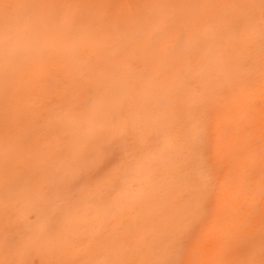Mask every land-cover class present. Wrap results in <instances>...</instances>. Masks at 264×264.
I'll list each match as a JSON object with an SVG mask.
<instances>
[{"label":"rangeland","instance_id":"obj_1","mask_svg":"<svg viewBox=\"0 0 264 264\" xmlns=\"http://www.w3.org/2000/svg\"><path fill=\"white\" fill-rule=\"evenodd\" d=\"M4 2L66 5L69 7L44 9L41 12V23L38 25L26 24L28 29L29 26L31 28L29 29L31 37L39 39L40 30L45 29L46 31L45 27L47 26L51 28L49 32L47 31L48 37H51L54 33V38L58 35L61 37L60 35L65 36L67 34L68 41H66L67 47L59 52L55 50L56 47L51 49V44L47 46L50 50L49 61L51 64L56 63L58 60L65 63L59 69L61 72L58 70L57 73L50 76L49 82L52 85V90L51 93L48 92L43 98L47 101L44 100V102L50 105L49 100H52V103H57L52 104V108L46 103L43 104V101L41 103L34 102L38 107L43 105L39 107L40 109L38 108L37 112H30V110L27 113L20 110L17 111V115L20 118L17 121L19 124L15 125L17 132L14 130L16 134L14 132L11 133V131V134L6 133L7 135H5L2 143L3 149L0 147V173L7 177L8 187L17 186L14 188L16 190L15 193H12L10 198L11 201L20 200V203H14L16 208L13 206L14 211L11 210L14 213L8 215L3 224H1L2 227L0 226V261L24 260L26 264H71L73 261L76 263L78 261L77 264H82L83 261L91 260L89 258L83 259L84 256H82L83 254L80 250L85 247L86 252L87 248H94L97 250L98 255H100L99 253L106 255L105 257L101 254V256H98V260H103L104 258L112 259V254L115 250L118 252L120 249H123L121 254H124L122 256L129 255V259H131V256H135L130 252L134 246H137V249H135L137 250V255H145V259L147 255L148 260L151 259L158 262V264H168L173 261L177 264H186V262L191 264V257L192 261L195 259V262H192L193 264H245L250 259H255L259 262L264 258L262 257V252H264V133L262 132H264V129L259 128V124H262L260 107L263 106L261 104H264L262 103L264 101L262 100L261 104L257 103V98L259 100V98L262 99L261 95L262 97L264 96V91L262 92L261 90L264 86V79L262 78L264 75L260 72L261 68L258 69L260 65H257L258 62H256L264 56V51H262L260 38L259 8L250 10L243 7L248 4L259 5V0H0V3ZM250 15L253 16L252 23H249L248 20ZM109 21H118L120 26L118 28H110L108 26ZM34 43L41 44L42 41ZM78 52L81 53L77 54ZM89 54L90 56H88ZM62 56L64 57L61 58ZM239 58L241 61L236 67L237 62H239L236 60H239ZM263 59L260 62H263ZM262 62L261 65L264 63ZM253 70H257L258 73L256 71L253 73ZM192 73L194 74L192 75ZM254 74L256 75L255 78L253 77ZM242 77H246V79L243 80ZM235 82L239 83L241 90H239ZM258 82L259 84L257 85ZM256 85L260 86L259 90H257L259 87L257 88ZM69 86L70 91L68 90ZM162 86H164V89L167 87L170 92L167 88L164 90ZM222 86H225L226 90H223ZM244 86L248 89L245 92H243ZM83 88L85 89L83 90ZM0 89L1 105L5 94L3 92L5 91L4 86H0ZM260 90L261 92H259ZM251 92L252 96L250 95ZM258 92L260 94L256 96L255 93ZM80 93H84V95L82 96ZM221 93H224L225 96ZM77 95H81L82 98H80L82 100L79 99L82 103L81 101L78 102ZM66 98L65 104L64 100ZM18 101L21 102L22 99L19 98ZM223 101L224 103H222ZM68 103L74 106L73 108L71 107L72 110L74 109L73 111L76 109L73 119L77 122H72L71 117V119L67 118L70 116ZM80 103L82 104L81 108L79 106ZM45 105L49 106V108H45ZM102 107H105L103 109L105 111L101 109ZM44 108L46 109V112L44 111L46 115L42 111ZM53 109L54 111H52ZM64 109L66 111H63ZM161 111L164 113L162 114ZM57 112L59 114L63 113L60 116ZM101 112H106L114 118L111 122L112 126L110 125L106 133V140L112 143V147L108 150L98 148L95 151H80L79 148L83 139L80 140L79 136L80 138L86 137L89 128L91 129L94 126L92 124H95L94 121H96L95 119ZM156 112H160L162 115L156 114ZM4 113L6 121L9 122L8 113ZM30 113L33 114L29 115ZM80 113L83 114V117ZM65 115L67 117H64ZM147 115L149 116L148 118ZM152 115L155 118L150 117ZM159 115L162 117L159 118ZM163 115L168 117L164 119ZM55 116H60L61 120ZM49 117L51 118L49 119ZM62 118L63 120L66 119V127ZM149 118H151L150 121L153 120L151 123ZM121 121H126L127 123V128L123 135H121ZM1 122V127L7 126ZM86 122L87 124H85ZM89 123L90 125L87 126ZM158 124L163 126L165 131L162 130L161 126L158 128ZM49 125L52 127L50 126V128ZM63 126L65 130L62 128ZM156 128L161 130L156 131ZM171 128L172 130L174 129L172 135L170 134L172 132ZM58 129H60L61 133ZM80 129L83 130L81 131ZM58 132L63 136L61 143L59 142L61 147L57 145L59 149L56 148L53 151L56 146L54 148L53 145L50 146L52 142L49 143V141L51 137H54L53 134ZM63 132L66 134L62 135ZM46 135L48 136L47 139ZM65 135L67 136L65 137ZM113 137L117 138L113 140ZM152 137H154L153 141L151 140ZM39 138L40 141H38ZM169 138L172 139L171 143L174 149L170 147V142L168 144ZM166 139L168 140L166 141ZM73 146L79 147H76L79 153ZM33 149H35L36 153ZM30 150L33 153L28 152ZM37 155L38 157L41 155L39 159L42 156L45 159L42 158V160L37 161ZM76 155L77 158H75ZM140 155L142 157H136ZM143 155H145L144 158ZM148 156H154V158ZM145 157L152 159L150 162L146 160V162L150 163V167L147 166L149 164L145 163ZM130 159H133L130 164L125 163ZM43 160L44 163L41 162ZM61 160L63 161L61 162ZM143 160L147 165H143ZM72 161L74 162L72 163ZM155 161L161 165L154 164ZM19 162L20 164L25 163L23 164L26 165L25 167H35L37 165L43 168L45 172L49 171V174L48 172L45 174L49 178L43 179V185H46L43 188L46 189L47 193L43 192V188V190H40L41 187L38 188L40 193L37 192V189L34 191L35 188L33 186L28 187L26 177H24L27 171L24 168V172L21 167L20 170L17 169ZM151 162L153 163L151 164ZM38 163H43V165L39 166ZM62 163L67 166L71 165L68 168L64 165L63 168L65 167V169H62V167L59 168ZM7 164L10 166H7ZM23 165L21 166L23 167ZM56 167H58L57 170ZM134 167L138 169L139 173ZM142 168L146 169L147 172L145 170L140 172L143 170ZM116 169H119L118 186L113 187L104 183L105 178ZM27 170L29 169L27 168ZM172 172L174 174L177 172L178 178L176 175L172 176ZM135 174L140 175L138 179ZM141 175H143L145 183L143 178H140L142 177ZM14 176H17V183L14 181ZM145 177H149V181ZM171 177H176L173 179H177V183H179L178 179L180 180L181 178L182 182L180 180L179 185L173 182L175 186L173 185L172 187V183H170L172 181ZM143 184L147 185L145 189L153 197L155 196V199L152 197L148 202V197L143 193L145 190H142ZM139 187L141 190H139ZM175 187L176 189H174ZM132 189H136V191ZM184 189L186 190L184 191ZM188 189L192 190L190 194ZM228 189L229 191L227 192ZM255 189L257 193L255 192L254 194L253 191ZM239 190H241L243 195L248 193L247 190H251L252 193H248L251 196L248 197L247 194V204L245 201L247 197L245 198ZM30 192L32 195H30ZM41 192H43L42 195ZM135 192L139 193L141 204L137 202L139 197L135 198V195L138 196ZM191 192H197L198 196L195 193L194 195L191 194ZM26 193L28 194L26 195ZM239 193L245 198L243 199L245 205H242L241 200H238L241 205L236 201L239 199ZM121 194L124 195L123 197L127 201H130L131 204L125 203L127 201L122 197L124 204L128 205V208H138L136 205L140 204L141 208H143L142 215L137 211V219L133 218L130 214L133 209L131 208L130 210V208L127 209L126 207V210L123 208L125 206H122L124 204L122 198L120 199ZM131 194H135L133 195L134 199L130 198ZM230 196L232 197L230 198ZM26 198L32 200L35 198L38 201L33 202L31 200V203H27ZM233 200L237 203H233ZM25 202L27 203V208L24 206ZM18 203L22 204L24 208L17 206ZM35 203H39V206H36ZM187 207L190 212L185 209ZM207 207L209 208L208 210ZM242 207L245 209L242 210ZM134 210L133 212L136 213ZM182 210L183 212L184 210L186 211L188 222H185V216L183 217L185 212L183 213ZM218 211H222V213H225L224 216H228H226L228 222L222 221V225L231 222L228 219L229 216L233 217L239 214L243 217L242 220L246 216L247 218L243 222H245V228L247 229L238 231L237 228V230L232 229L233 232H231V225L236 223L232 219L241 220V217L240 219L237 216V219L233 217L231 219L233 223L229 225L230 228L228 229H230L229 233L231 235H235V238H232L229 233L225 234L226 232L224 231L218 232L226 236L224 239L220 234L215 233V236L210 234L208 237L214 236L216 238L211 237L210 239L207 237V244H211V248V246L206 245V237L203 238L202 236L198 239V234L201 236L199 231L205 228V225L202 228L203 223L201 220L204 219V224L210 220L213 225L214 218L210 219V217L217 215ZM36 212L38 216H36ZM119 212L120 214L127 212L132 217L124 214L123 216L127 218L122 219L121 214V218H119L121 222L123 220L121 223L119 222L120 220H117ZM94 214L95 216H91ZM98 214H101L100 217ZM175 215L176 218H174ZM218 215L221 216V212ZM96 217H99L100 221H97L98 225L94 221L92 228L91 222L94 219L98 220ZM218 217L217 219H219ZM130 218L135 219V221H129ZM248 218L251 219L248 221ZM82 219H86L88 228L86 225L84 229L83 227L81 228L85 224V220ZM91 219H93L91 222H87V220ZM172 219L174 222L171 221ZM220 220H217V222H220ZM222 220H225V218ZM146 221L147 223H144ZM150 221L151 224L149 223ZM175 221L176 223L179 222L178 224L180 225L182 224L181 228ZM79 223L81 224L80 226ZM94 223L96 227H94ZM130 223H133L132 231L131 226L129 227ZM215 223L214 225L217 227ZM145 224L148 225L145 226ZM42 225L46 228L53 227L46 229L43 226L44 230L42 231ZM142 225L147 228L142 227ZM183 226L185 228L184 231ZM195 226L200 227H198L200 230L198 229L197 233ZM225 226L220 228L228 232L229 230L226 228L228 226ZM90 227L92 230L95 228L93 236H90L93 233V231L90 232ZM211 228L213 229V227ZM81 229L84 231H81ZM96 229L98 230L96 231ZM181 229L183 234L188 232V235L184 234L186 239L189 236L192 238L193 232L197 234V236H194L197 238H192V240L194 241L195 239L194 243L199 241L200 246L196 248H199V251L204 253V255L198 250H196V253L193 252L192 256L189 255L191 254L189 250L193 249L194 251V247L190 246L194 243L189 244L190 242L188 241L191 239H183L186 240L187 245L184 244L181 234H178V232L181 233ZM88 231L90 234L87 233ZM62 234H65L68 240L66 239V244L60 247L65 253L69 252L67 253L69 257H66V254V256H63V254L59 256L57 254L59 252L55 254L53 249L52 255L51 250H48L47 254L46 250L49 249V241L54 240L56 237L58 238L60 235L63 238ZM40 235L46 236V239L48 238L47 236L50 238L46 246L43 247V251L39 250L40 253H36L37 251H31V247H34L32 242L36 241ZM125 235L133 241L134 239L140 240V242L142 240V245L134 243L132 249L126 248L129 251L124 252L125 247L114 245V239L117 236ZM227 235L230 236L228 237L229 240H227L229 243L221 246V238L223 239L221 241H224L227 239ZM87 236L92 237V239L90 238L91 241L87 239ZM148 238L149 241L145 242L144 240ZM210 240L213 241L211 242ZM214 241H217V244H214ZM61 242L63 244V241ZM178 242L179 244H177ZM30 243L31 245H29ZM173 244H176L174 246H177V248ZM188 244L192 249L190 247L187 249ZM199 244L197 243V245ZM171 246L175 250L177 249L174 254ZM183 246L184 248H182ZM162 248L163 250L167 248L165 250L167 252H164ZM55 249L60 251V249ZM179 249L182 252L184 249L186 250L180 253ZM89 251L94 252L91 249ZM162 253L163 255L164 253L167 254L168 257L166 255L163 257ZM86 255L85 257L87 258ZM137 255L132 259H137ZM91 256L93 255L91 254ZM173 256H176L177 262ZM171 257H173V260ZM124 258L127 259L128 257L125 256ZM185 258H189V260H185Z\"/></svg>","mask_w":264,"mask_h":264},{"label":"bare ground","instance_id":"obj_2","mask_svg":"<svg viewBox=\"0 0 264 264\" xmlns=\"http://www.w3.org/2000/svg\"><path fill=\"white\" fill-rule=\"evenodd\" d=\"M233 16H235V15H233ZM238 17V16H237ZM235 21V20H234ZM46 28V31H45V29H41L40 30V38L39 39H37L36 37H31V33H29L30 31H29V29H31L30 28V26H29V29L27 28V26H26V24L24 25V26H22V28H21V30H20V32L18 33V35L15 37V41H14V50H13V52H12V58H11V62H10V64H9V69H8V81H7V85H6V83H5V73H4V69H3V66H2V49H0V86H4V89H5V91H3V92H5V94H4V99H3V101H2V103H1V105H0V121H2L1 123L3 124V125H7L6 127H1V125H0V147L3 149V140L5 139V135H7L6 133H9V134H11L12 132H14V134H16V130H15V125L16 124H19V122L17 123V121L18 120H20V118H19V116L17 115V111H21V112H24V113H27V112H29V110H30V112H37V110H38V108L39 107H42L43 105H41V106H39L38 107V105H35L34 104V102H36V103H41L42 101V103L43 104H45L47 101H46V99H43V98H45V95H47V93L49 92V93H51V90H52V85L50 84V82H49V80H50V76L52 75V74H55V73H57V71L60 69V67H62L63 66V64H65L63 61H60V60H58L56 63H50V61H49V53H50V50H49V48H47V46H49L50 44V48L51 49H53L54 47H56L55 48V50H57L58 52L61 50H63L65 47H67V45H66V41H68V36H67V34H65V36H63V35H60L61 37H59V35L57 36V37H59V38H54V35H55V33L51 36V37H48L47 36V34H48V32L50 31V27H45ZM48 28H49V30H48ZM55 30V29H54ZM48 31V32H47ZM55 32H57V30H55ZM60 33V32H59ZM67 33V32H66ZM70 33V32H69ZM213 33V32H212ZM41 42L42 41V43L41 44H35L34 42ZM71 41H73V40H71ZM72 43V42H71ZM55 44V45H54ZM57 44V45H56ZM65 44V45H64ZM79 44V43H78ZM54 45V46H53ZM64 47H63V46ZM76 45V44H75ZM62 48H61V47ZM71 46V45H70ZM78 46H81V45H78ZM77 46V47H78ZM53 47V48H52ZM75 47V46H74ZM79 48V47H78ZM59 49V50H58ZM85 51V50H84ZM87 52V51H86ZM86 52H85V54H86ZM90 52V51H89ZM75 53V52H74ZM81 53V52H80ZM79 52L77 53V54H80ZM83 54V53H82ZM88 54V53H87ZM64 55V54H63ZM264 55V54H263ZM88 56H90V54L88 55ZM64 56H62L61 58H63ZM262 58H264V56H262ZM262 58H260L259 60H257L256 62H258V64L257 65H260V66H258V69H260L261 68V73L264 75V59H263V64L261 65V62H260V60L262 59ZM236 60V59H235ZM234 60V61H235ZM236 61H239V62H237V66L236 67H238V64L240 63V61H241V59L239 58V60H236ZM66 62V61H65ZM259 62H260V64H259ZM235 63V62H234ZM192 64V63H191ZM254 64V63H253ZM229 65V64H228ZM227 65V66H228ZM255 65V64H254ZM253 65V66H254ZM224 66V65H223ZM66 67V66H65ZM64 67V69H66ZM197 67V66H196ZM256 67V66H255ZM255 67H253L254 69H255ZM262 67H263V69H262ZM195 68V67H194ZM201 68V67H200ZM70 69V68H69ZM71 70V69H70ZM263 70V71H262ZM60 71V70H59ZM69 71V70H68ZM72 71V70H71ZM254 71H256L257 72V70H253V73H254ZM259 71V70H258ZM61 72V71H60ZM85 72V71H84ZM78 73V72H77ZM81 73V72H80ZM86 73V72H85ZM84 73V74H85ZM258 73V72H257ZM72 74H74V73H72ZM194 73H192V75H193ZM81 75V74H80ZM222 75V74H221ZM70 76H71V73H70ZM255 74H254V78H255ZM259 76H261V75H259ZM84 77V76H83ZM247 77V76H246ZM246 77L245 78H243V80L244 79H246ZM79 78V77H78ZM258 78V77H257ZM262 78L264 79V76H262ZM54 79V78H53ZM58 79V78H57ZM65 79V78H64ZM234 79V78H233ZM262 79V80H263ZM79 80V79H78ZM81 80H83V79H81ZM88 80V79H87ZM95 80V79H94ZM254 80H256V79H254ZM258 81H259V78L257 79ZM256 80V81H257ZM71 81V80H70ZM95 81H97V80H95ZM98 82V81H97ZM185 82H187V81H185ZM260 82V81H259ZM259 82L257 83V85L259 84ZM69 83V82H68ZM88 83V82H87ZM87 83H86V85H87ZM94 83V82H93ZM99 83V82H98ZM232 83H233V81H232ZM236 83V82H235ZM61 84H62V82H61ZM66 84V83H65ZM64 84V85H65ZM80 84V83H79ZM237 84V83H236ZM262 84V83H261ZM264 84V83H263ZM84 85H85V83H84ZM94 85H95V83H94ZM93 85V86H94ZM184 85V84H183ZM222 85V84H221ZM238 86V88H239V90H241V88H240V86H239V83L237 84ZM256 85V87L258 88L257 90H259L260 89V86H257ZM72 86V85H71ZM89 86V85H88ZM96 86V85H95ZM235 86V85H234ZM163 87V89H164V86H162ZM183 87V86H182ZM220 87V86H219ZM223 87V86H222ZM225 87V86H224ZM223 87V88H224ZM236 87V88H237ZM262 87V86H261ZM264 87V86H263ZM261 88V90H262V92L264 91V88ZM2 88V87H1ZM72 88V87H71ZM76 88H77V86H76ZM78 88H80V87H78ZM81 88H82V86H81ZM167 88V87H166ZM166 88L164 89V90H166ZM238 88H237V91H238ZM243 88V87H242ZM244 88H245V86H244ZM247 88V87H246ZM244 89V91L243 92H245V90L247 91L248 89ZM64 89V88H63ZM70 89V86H69V88H68V90ZM85 88H83V90H84ZM229 89V88H228ZM1 90V89H0ZM78 90V89H77ZM87 90V89H86ZM89 90V89H88ZM167 90H168V88H167ZM223 90H226V88H224ZM230 90H232V89H230ZM261 90L259 91V92H261ZM70 91V90H69ZM169 91V90H168ZM168 91H167V95H168ZM53 92V91H52ZM73 92V91H72ZM72 92H70V93H72ZM83 92V91H82ZM85 92V91H84ZM88 92V91H87ZM166 92V91H165ZM170 92V91H169ZM229 92V91H228ZM257 92V91H256ZM255 93L256 94V96H257V94H260V93ZM76 93V92H75ZM225 93V92H224ZM223 93V94H224ZM68 94V93H67ZM72 94H74V93H72ZM78 94V93H77ZM80 94H82V96L84 95V93H80ZM89 94V93H88ZM150 94V93H149ZM170 94V93H169ZM222 94V93H221ZM222 94V95H223ZM238 94V93H237ZM252 94V92L250 93V95ZM57 95V94H56ZM71 95V94H70ZM75 95V94H74ZM86 96H87V94H85ZM166 95V96H167ZM228 95V94H227ZM49 96V95H48ZM68 96V95H67ZM72 97H73V95H71ZM147 96V95H146ZM224 96H225V94H224ZM252 96V95H251ZM255 96V95H254ZM57 97V96H56ZM63 97V96H62ZM75 98H77L78 97V99L81 97V95H77V97L76 96H74ZM19 98H21L22 99V101L21 102H19L18 101V99ZM48 98H50V97H48ZM74 98V99H75ZM82 98V97H81ZM80 98V99H81ZM261 98L262 99H260L259 98V100H261V101H259L258 100V98H257V103L259 104H261V102H262V100L264 101V96L262 97V95H261ZM43 99V100H42ZM78 100V102L79 101H81V100ZM83 99H85V98H83ZM44 100L46 101V102H44ZM55 100V99H54ZM58 100V99H57ZM77 100V99H76ZM222 100V99H221ZM50 101V103H51V105L49 104V103H46V104H48L50 107H52V104H56V103H52L51 101L52 100H49ZM56 101V100H55ZM65 101H67V98H66V100H64V103H65ZM68 101H69V99H68ZM85 101V100H84ZM78 102H76V103H78ZM58 103H59V101H58ZM81 103H82V101H81ZM79 104V106H80V108H81V105L82 104ZM117 103V102H116ZM151 103V102H150ZM222 103H224V101L222 102ZM262 103H264V102H262ZM66 104V103H65ZM104 104V103H103ZM103 104H101L102 106H103ZM118 104V103H117ZM153 104H154V102H153ZM263 105V106H262ZM34 106H36V107H34ZM46 106V105H45ZM49 106H46L45 108H49ZM105 106V105H104ZM119 106V105H118ZM162 106V105H161ZM261 106L262 107H260L261 108V110H260V112H261V114H262V117H260V118H262V124H259V128L261 127L262 128V130L264 129V104H261ZM32 107H34V108H32ZM62 107V106H61ZM60 107V108H61ZM67 107V106H66ZM66 107H64V108H66ZM68 107H69V103H68ZM72 108L74 107L73 105L71 106ZM76 107V106H75ZM165 107V106H164ZM163 107V108H164ZM36 108V109H35ZM44 108V110H42L43 112L45 111L46 112V109ZM53 108V107H52ZM56 108V107H55ZM59 108V109H60ZM63 108V107H62ZM77 108V107H76ZM162 108V109H163ZM211 108V107H210ZM36 110V111H34V110ZM40 109V108H39ZM66 109H68V108H66ZM78 109V108H77ZM102 110L103 109H105V107H102L101 108ZM214 109H216V108H214ZM33 110V111H32ZM48 110V109H47ZM74 110V109H73ZM72 109H71V111L69 112V117H67L66 115L64 116V117H67V118H72V122H75L76 120H74L73 119V114L75 113V111H76V109H75V111H73ZM101 110V111H102ZM118 110V109H117ZM160 110V109H159ZM158 110V111H159ZM52 111H54V109L52 110ZM59 111V110H58ZM63 111H66L65 109L63 110ZM95 112H96V110H94ZM93 111V112H94ZM103 111H105V110H103ZM4 112H7L8 113V115H9V122H7L6 121V116H5V113ZM44 112V113H45ZM48 112V111H47ZM68 112V111H67ZM41 113V112H40ZM49 113V112H48ZM63 113V112H62ZM61 113V114H62ZM76 113H78V112H76ZM161 113L163 114L164 112H162L161 111ZM160 112H156V114H161ZM165 113H166V111H165ZM168 113H170V112H168ZM33 114V113H32ZM31 113L29 114V115H32ZM43 114V113H42ZM57 114H59V112H57ZM61 114H59L60 116H61ZM81 114V113H80ZM97 114V113H96ZM161 114V115H162ZM34 115H36L35 113H34ZM44 115V114H43ZM45 115H46V113H45ZM44 115V116H45ZM52 115V114H51ZM50 115V116H51ZM64 115V114H63ZM78 115V114H77ZM82 115V117H83V114H81ZM161 115H159V118L160 117H162ZM165 115V114H164ZM163 115V116H164ZM175 115V114H174ZM42 116V115H41ZM49 116V115H48ZM60 116H58V117H56L57 119H60L61 120V118H59ZM76 116V115H75ZM158 116V115H157ZM171 117H172V115H170ZM31 117V116H30ZM39 117V116H38ZM47 117V116H46ZM78 117V116H77ZM93 117V116H92ZM145 117H146V115H145ZM149 116L147 115V118H148ZM150 117H154L155 118V116H150ZM166 117H168V116H166ZM165 116H164V119L166 118ZM32 118V117H31ZM51 117H49V119H50ZM70 118V119H71ZM80 118V117H79ZM153 118V119H154ZM33 119H34V117H33ZM39 119H40V117H39ZM48 118H47V120H49ZM65 119V118H64ZM90 119V118H89ZM150 119L151 118H149V121H150ZM168 119V118H167ZM166 119V120H167ZM172 119V118H171ZM170 119V120H171ZM59 120V121H60ZM62 120H63V118H62ZM85 120V119H84ZM92 120H94V119H92ZM96 120V119H95ZM161 120V119H160ZM64 121V126L66 125L65 124V121H66V119L65 120H63ZM62 121V122H63ZM71 121V120H70ZM69 121V122H70ZM87 121H88V119H87ZM153 120H151L150 121V123L152 122ZM35 122V121H34ZM51 122V121H50ZM50 122H49V124H50ZM71 122V123H72ZM77 122V121H76ZM82 122H83V120H82ZM81 122V123H82ZM92 122V121H91ZM94 122H96V121H94ZM94 122H92V123H94ZM147 122H148V120H147ZM156 122V121H155ZM154 122V123H155ZM15 123V124H14ZM45 123V122H44ZM54 123H56V122H54ZM57 123H58V120H57ZM60 123V122H59ZM154 123H152V124H154ZM165 123H167V122H165ZM228 123V122H227ZM52 124H53V122H52ZM51 124V125H52ZM85 124H87V122L85 123ZM168 124V123H167ZM167 124H166V126H167ZM257 124H258V121H257ZM51 125H49V127L51 126ZM55 125V124H54ZM60 125V124H59ZM58 125V126H59ZM90 125V123L87 125V126H89ZM94 124H92V126H93ZM155 125V124H154ZM157 125V124H156ZM227 125H229V124H227ZM261 125V126H260ZM263 125V126H262ZM43 126V125H42ZM64 126L62 127V128H64ZM82 126V125H81ZM112 126V125H111ZM148 126V125H147ZM161 125H159L158 124V128L160 127ZM52 127V126H51ZM50 127V128H51ZM57 127V126H56ZM60 127V126H59ZM66 127V126H65ZM155 127H157V126H155ZM162 127V130L164 129L163 128V126H161ZM168 127V126H167ZM166 127V128H167ZM169 127H170V125H169ZM231 127V126H230ZM8 128H9V130H8ZM34 128H35V126H34ZM43 128H44V126H43ZM58 128V127H57ZM62 128H60V129H62ZM67 128H68V126H67ZM79 128H80V126H79ZM92 128V127H91ZM154 128V127H153ZM232 128V127H231ZM53 130H54V128H52ZM51 129V130H52ZM60 129H58V131L61 133V131H60ZM3 130V131H2ZM8 130V131H7ZM16 132H15V131ZM50 130V129H49ZM64 130H65V128H64ZM77 130V129H76ZM81 130V129H80ZM83 130V129H82ZM81 130V131H82ZM89 130H90V128H89ZM156 131H159V130H161V129H155ZM154 130V131H155ZM167 130V129H166ZM168 130H169V128H168ZM167 130V131H168ZM171 130H172V128H171ZM174 130V129H173ZM173 130H172V132L170 133L171 135H172V133H174L173 132ZM261 130V129H260ZM10 131H11V133H10ZM30 131V130H29ZM57 131V130H56ZM63 131V130H62ZM163 131H165V130H163ZM264 131V130H263ZM59 132L58 133H54L53 134V136L54 137H51L50 138V141H49V143H51L52 142V144H50V146H52L53 145V151H55V149L57 148V149H59V147H61V145H60V143H61V140L63 139L62 137L63 136H61V134H59ZM152 132V131H151ZM31 133H33V132H31ZM78 133V132H77ZM169 133V132H168ZM235 133V132H234ZM262 133H264V132H262ZM52 134V133H51ZM64 134H66V133H64L63 132V134L62 135H64ZM70 134V133H69ZM80 134V133H79ZM78 134V135H79ZM81 134H83V133H81ZM84 134H85V132H84ZM88 134V133H87ZM87 134H86V136H87ZM155 134H157V133H155ZM164 134H166V133H164ZM176 134V133H175ZM31 135V134H30ZM158 135V134H157ZM169 135V134H168ZM170 135V136H171ZM67 135H65V137H66ZM69 136V135H68ZM82 136V135H81ZM174 136V135H173ZM172 136V137H173ZM47 135H46V139H47ZM49 137H50V135H49ZM64 137V138H65ZM85 137V136H84ZM171 137V138H172ZM150 138V137H149ZM154 137H152L151 138V140L153 139ZM45 139V138H44ZM43 139V140H44ZM70 139V138H69ZM68 139V140H69ZM79 139L81 140V139H84L83 137H81L80 138V136H79ZM170 139V138H169ZM65 140H67V139H65ZM67 140V141H68ZM72 140V139H71ZM80 140H79V142H80ZM149 140V139H148ZM155 140V139H154ZM168 139H166V141H167ZM38 141H40V138L38 139ZM153 141V140H152ZM171 141H172V139H170V140H168V144H169V142H170V144H171V148L172 149H174V147H172L173 145H172V143H171ZM44 142V141H43ZM60 142V143H59ZM78 142V143H79ZM23 143H25L24 141H23ZM26 144V143H25ZM70 144V143H69ZM71 144H72V142H71ZM70 144V145H71ZM142 144H144V143H142ZM48 145V144H47ZM59 147H58V146ZM146 145V144H145ZM25 146V145H24ZM63 146H67V145H63ZM62 146V147H63ZM143 146V145H142ZM72 147V146H71ZM70 147V148H71ZM76 147H78V146H73V148L75 149ZM43 148V147H42ZM52 148V147H51ZM66 148V147H65ZM68 148V147H67ZM79 148V147H78ZM148 148V147H147ZM1 149V150H2ZM6 149V148H5ZM44 149V148H43ZM42 149V150H43ZM80 149V148H79ZM145 149V148H144ZM143 149V150H144ZM164 149V148H163ZM48 150H49V148H48ZM52 150V149H51ZM62 150V149H61ZM70 150V149H69ZM71 150H72V148H71ZM75 150H77L78 151V153H79V150L76 148ZM33 151H35V149H33ZM38 151V150H37ZM50 151V150H49ZM137 151H139V150H137ZM175 151V150H174ZM28 152H31V150L30 151H28ZM147 152H148V150H147ZM31 153H33V152H31ZM30 153V154H31ZM35 153H36V151H35ZM53 153H55V152H53ZM59 153V152H58ZM61 153V152H60ZM64 153H66V152H64ZM69 153H70V151H69ZM71 153H72V151H71ZM135 153H137V152H135ZM135 153H133L134 155H135ZM143 153V152H142ZM146 153V152H145ZM28 154V153H27ZM56 154V153H55ZM55 154H54V156H55ZM75 154H76V152H75ZM81 154V153H80ZM80 154H79V156H80ZM36 155V154H35ZM56 155H58V154H56ZM69 155V154H68ZM133 155V156H134ZM138 155V154H137ZM170 155V154H169ZM33 156H34V154H33ZM41 156V155H40ZM39 156V157H40ZM70 156H72V155H70ZM88 156V155H87ZM144 156L145 155H143V158H144ZM147 156V155H146ZM161 156V155H160ZM39 157H38V155L36 156V158H38V160L37 161H40V159L42 160V158H44L45 159V157L44 156H42V158H40L39 159ZM51 157V156H50ZM57 157V156H56ZM132 157V156H131ZM136 157H142L141 155L140 156H136ZM148 157H150V158H154V156H148ZM75 158H77V155H76V157ZM142 158V159H143ZM150 158H146L145 157V163H147V164H149V165H147V164H145L144 163V160H143V165L145 164V165H147L148 167H150L151 165H150V160L152 161V159H150ZM133 159H134V157H133ZM133 159H131V160H133ZM140 159V158H139ZM35 160V161H36ZM48 160V159H47ZM47 160H46V163H47ZM49 160H51V159H49ZM64 160H66V159H64ZM80 160V159H79ZM138 160V159H137ZM146 160H148L147 162H146ZM164 160H166L165 158H164ZM3 161V160H2ZM37 161H36V163H37ZM63 160H61V162H62ZM67 161V160H66ZM65 161V162H66ZM71 161V160H70ZM85 161V160H84ZM136 161V160H135ZM6 162V161H5ZM41 162H43L44 163V160L43 161H41ZM51 162V161H50ZM50 162H48V163H50ZM64 162V163H65ZM74 161H72V163H73ZM43 163L42 164H39V166L40 165H43ZM45 163V164H46ZM58 163H59V161H58ZM64 163H62L61 164V166L59 167V168H61L62 167V169H65V167L63 168V166L65 165V166H67L66 164H64ZM67 163H69V162H67ZM83 163V162H82ZM138 163H139V161H138ZM153 162H151V164H152ZM159 164L158 162H154V164ZM23 164H25V163H23ZM22 163L20 164V162L18 163V167H17V169L18 170H20L21 168H22V170L24 169L25 171H27V172H25L24 170V172H25V176L24 177H26V180H27V182H26V184L28 183V187H31V186H33L32 188L34 189V191H36V189L38 190L37 192H39L40 193V191H39V189L38 188H40V190L44 187V186H46L45 184L43 185V179L44 178H49V176H45V174L48 172V174H49V171H47V172H45V170L43 169V168H40V167H38L37 165L35 166V167H25L26 165H23ZM35 164V163H34ZM78 164V163H77ZM9 164H7V166H8ZM20 165V166H19ZM21 165H23V167L21 166ZM71 165V164H70ZM69 165V166H70ZM135 165V164H134ZM159 165H161V164H159ZM10 166V165H9ZM48 166V165H47ZM52 166V165H51ZM69 166H67V168L69 167ZM73 166V165H72ZM74 166H76V164H74ZM21 167V168H20ZM133 167V166H132ZM135 167H136V165H135ZM134 167V168H135ZM164 167V166H163ZM7 168V167H6ZM27 168L29 169V170H27ZM57 168L58 167H56V170H57ZM131 168V167H130ZM143 168H145V167H143ZM142 168V169H143ZM72 169V168H71ZM133 169V168H132ZM46 170H48V169H46ZM53 170V169H52ZM70 170V169H69ZM135 170H137L138 171V169L137 168H135ZM135 170H134V172H135ZM140 170V169H139ZM146 171L147 172V170L146 169H143V170H141L140 172H143V171ZM22 171V172H23ZM45 172V173H44ZM52 172V171H51ZM69 172V171H68ZM27 173V174H26ZM61 173V172H60ZM64 173V172H63ZM66 173V172H65ZM136 173V172H135ZM138 173H139V171H138ZM138 173H136V174H138ZM145 173V172H144ZM177 173V172H176ZM176 173L174 174V172H172V176L174 175H176ZM47 174V175H48ZM55 174V173H54ZM57 174V173H56ZM74 174V173H73ZM72 174V175H73ZM135 174V175H136ZM147 174V173H146ZM148 175V174H147ZM137 176V179L139 178V176L138 175H136ZM142 177H140V178H143V175H141ZM178 175H176V177H177ZM15 178H14V181H15V183H17L16 182V178H17V176H14ZM51 177V176H50ZM176 177H171L170 179L172 180L170 183H172L171 184V186L173 187V185L175 186V184L177 183L176 182V180L177 179H173V178H176ZM6 176L5 175H3V174H1L0 173V226H1V224H3V222L5 221V219H6V217L8 216V215H11L12 213H14L13 211H14V208H16L15 207V204L17 203V202H19L20 203V200H14V202H12L11 201V197H12V193H15V189L14 188H16L17 186H9L8 187V182H7V180H6ZM147 180H148V178L149 177H145ZM178 178V177H177ZM13 179V178H12ZM136 179V180H137ZM175 180V181H174ZM180 180H181V178H180ZM180 180L178 179V182L180 183ZM188 180H190V179H188ZM13 181V182H14ZM29 181V182H28ZM149 181V180H148ZM148 181H146V182H148ZM143 182L145 183V181H144V178H143ZM175 184H174V183ZM181 182H182V180H181ZM31 183V184H30ZM170 183H169V185H170ZM179 183H177V185H179ZM23 184V183H22ZM139 184H140V182H139ZM147 184V183H146ZM144 185L143 186V188H142V190H145V192H143L144 194L145 193H147L148 192V190L147 189H145V187H147V185ZM149 184V183H148ZM228 184V183H227ZM30 185V186H29ZM23 186V185H22ZM166 186V185H165ZM164 186V187H165ZM228 186V185H227ZM226 186V187H227ZM263 186V185H262ZM167 187H168V182H167ZM177 187V186H176ZM176 187L174 188V189H176ZM179 187V186H178ZM31 188V190H33ZM45 188V187H44ZM43 188V189H44ZM140 188V187H139ZM152 188V187H151ZM184 188V187H183ZM228 188V187H227ZM21 189V188H20ZM23 189V188H22ZM42 189V190H43ZM138 189V188H137ZM191 189H193V188H191ZM232 189V188H231ZM259 189V188H258ZM26 190V189H25ZM45 190V191H44ZM43 190V192H45V193H47L46 192V189H44ZM132 190H134V189H132ZM139 190H141V188L139 189ZM147 190V191H146ZM151 190V189H150ZM186 189H184V191H185ZM242 190V189H241ZM241 190H239V192L240 193H242L241 192ZM20 191V190H19ZM134 191H136V189L134 190ZM153 191V190H152ZM188 191H189V194H190V191H192V190H190V189H188ZM229 191V189L227 190V192ZM248 191V193H250L251 192V190L249 191V190H247ZM246 191V192H247ZM258 191H260V190H258ZM23 192V191H22ZM22 192H20V193H22ZM43 192H41V195L43 194ZM130 192H131V190H130ZM174 192V191H173ZM238 192V191H237ZM255 192H256V189L253 191V193L255 194ZM19 193V194H20ZM24 193V192H23ZM31 193V192H30ZM132 193H134V192H132ZM136 193V192H135ZM149 193V192H148ZM179 193V192H178ZM186 193V192H185ZM194 193L197 195V192H191V194H193L194 195ZM239 193V199H237L236 201H240L241 203H242V205L245 203V201H246V204L248 203V197H250L251 195V193L250 194H248V197H247V194L246 195H243V193H242V195L243 196H245V198L247 197V199L243 202V199H245V198H243L242 197V195ZM245 193V192H244ZM257 193V192H256ZM259 193V192H258ZM263 193V192H262ZM261 193V194H262ZM28 193H26V195H27ZM136 194H138V196L137 195H135V194H131L132 195V197H131V195H130V198H133V195H135V198L137 197H139L138 199H139V201H137V202H139L140 204H141V202H140V196H139V193L137 192ZM172 194V193H171ZM229 194V193H228ZM237 194V193H236ZM260 194V195H261ZM264 194V193H263ZM30 195H32V193L30 194ZM48 195V194H47ZM126 195V194H125ZM173 195V194H172ZM175 195V194H174ZM187 195H188V192H187ZM195 195V196H196ZM227 195V194H226ZM231 195H233L232 193H231ZM241 195V196H240ZM21 196H23V194H21ZM120 196V195H119ZM124 195H122L121 194V196H120V199L123 197ZM182 196V195H181ZM181 196H179V197H181ZM198 196V195H197ZM28 197V196H27ZM153 196L151 195L150 197H146L147 198V200H148V202L150 201V199L152 198ZM174 197V196H173ZM178 197V198H179ZM232 196H230V198H231ZM23 198H25V197H23ZM30 198H31V196H30ZM33 198V197H32ZM124 199H125V197H123ZM123 198H122V200H123ZM154 199L156 198L155 196L153 197ZM188 198H189V196H188ZM18 199V198H17ZM134 199V198H133ZM182 199V198H181ZM229 199V198H228ZM26 201H27V203H31L32 201L34 202V201H36V199L34 198V200H32V199H25ZM30 200V201H29ZM32 200V201H31ZM231 200V199H230ZM37 201H38V199H37ZM36 201V202H37ZM125 201H127L126 199H125ZM134 202H135V200H133ZM238 201V202H239ZM10 202V203H9ZM137 202H135V203H137ZM174 202V201H173ZM231 202V201H230ZM239 202V203H240ZM11 203H13V204H11ZM15 203V204H14ZM18 203V205L17 206H20V208H21V206H22V204H19ZM24 203V202H23ZM26 203V202H25ZM27 203L24 205L25 206V208H27L26 206H27ZM40 203V202H39ZM38 203V204H39ZM125 203H130V201H127V202H125ZM177 203V202H176ZM233 203H237V202H235L234 200H233ZM238 203V204H239ZM241 203H240V205H241ZM36 204V203H35ZM34 204V205H35ZM38 204H36V206H39ZM123 204H124V200H123ZM131 204V203H130ZM136 205L138 208H136V207H131L134 211H136V213H134L133 212V210H132V212H130V214L133 216V218H135V219H137V211H139V213L141 214V212H142V209L143 208H141V205ZM237 204V205H238ZM28 205H30V204H28ZM121 205V204H120ZM176 205V204H175ZM234 205V204H233ZM232 205V206H233ZM245 205V204H244ZM13 206H14V208H13ZM24 206H22V208H24ZM36 206H34V207H36ZM122 206H125V207H123V208H125L126 209V207L128 206V205H126V204H124V205H122ZM130 206V205H129ZM134 206V205H133ZM171 206V205H170ZM180 206V205H179ZM178 206V207H179ZM11 209H10V208ZM181 207V206H180ZM183 207V206H182ZM209 207V206H208ZM207 207V210L209 209ZM244 207V206H243ZM243 207H242V210H244L243 209ZM7 208H9V209H7ZM130 208V207H129ZM128 207H127V209H129ZM131 208H130V210H131ZM141 210H140V209ZM188 208V207H187ZM185 208L186 210H187V212H188V210H189V212H190V209L188 208ZM263 208V207H262ZM124 209V210H125ZM126 209V210H127ZM174 209V208H173ZM180 209H184V208H180ZM221 209V208H220ZM11 210H13L12 212H11ZM222 210V209H221ZM223 211V210H222ZM222 211H220L221 212V216H219L218 214L220 213L219 211V213L216 215L215 214V216H211L210 217V219H213V220H211V221H213L212 223H213V225L211 224V222H210V220H208L209 222H206V224H204L205 222H203L204 221V219L203 220H201L202 221V228H203V226L205 227V228H203V229H201V231H199V233L201 232V236L198 234V239L200 238V237H202L203 236V238L204 237H206V245L208 246L209 244H207V242H208V239H207V237H208V235H210V234H213L214 236L216 235L215 233H217V234H220L222 237H223V239L224 238H226V236L223 234H221V233H218L219 231H224V232H226L225 234H228L229 232H230V229H228V228H230V224L231 223H233L234 221L236 222L235 224L233 223L232 225H231V232H233V230H237V228H238V231H241V230H243V229H247V228H245L246 227V225H245V222H243L244 221V219H246L247 217L245 216V218L242 220V218L243 217H241L239 214L238 215H236L237 216V218L238 219H240V217H241V220H242V222H241V220H234V219H232L233 217H235V219H237L236 218V216H229V218L228 219H230L229 221H231L230 223H226V222H228L227 220H226V216H224L225 215V213L223 214L222 213ZM125 212V211H124ZM128 212V211H127ZM124 213V214H127V216H129L130 214H128V213ZM182 212H183V210H182ZM184 212H185V214L183 215V217H184V219L186 220L185 222H188V215H187V213H186V211L184 210ZM183 212V213H184ZM38 213H39V211H38ZM96 214H97V212H96ZM101 214H103V213H101ZM101 214H98L99 215V217H100V215ZM119 214V217H117V220L119 221V222H121V219H119V218H121L120 217V215L122 214H120V212L118 213ZM124 214H122V219L123 218H127V217H125V216H123ZM135 214V215H134ZM182 214V213H181ZM237 214V213H236ZM262 214V213H261ZM129 216V217H132V216ZM142 215V214H141ZM234 215V214H233ZM36 216H38L37 215V212H36ZM91 216H95V214L94 215H91ZM135 216V217H134ZM239 216V217H238ZM97 218L98 220H96V219H91V220H87V222H91L92 220V222H91V227L93 228V222L95 221V223H97V225H98V222L97 221H100V218ZM102 217V216H101ZM128 217V218H129ZM186 217H187V219H186ZM213 217V218H212ZM217 217L219 218V219H217ZM220 217H221V220H220ZM225 218V220H222V219H224ZM228 217V216H227ZM231 217V218H230ZM174 218H176V215H175V217ZM173 218V219H174ZM135 219H132V218H130L129 219V221L130 220H133V221H135ZM173 219L171 220V221H173ZM179 219V218H178ZM216 219V220H215ZM233 220V222H232V220ZM249 219H251V218H248V221H249ZM82 220H85L84 222H85V224H84V226H81V228L83 227V229H84V227H85V225H86V219H82ZM82 220H81V222H82ZM103 220V219H102ZM101 220V221H102ZM176 220V219H175ZM217 220H220V222H217ZM179 221V220H178ZM222 221H226L225 223L226 224H224V225H226V226H228V227H226L229 231L227 232V230H223V228H224V225H222L221 223H222ZM239 221V222H238ZM246 221V220H245ZM253 221V220H252ZM259 221V220H258ZM258 221H257V223H258ZM122 222H123V220H122ZM121 222V223H122ZM132 222V221H131ZM174 222V221H173ZM181 222V221H180ZM214 222H216L215 224L217 225V227L214 225ZM83 223V222H82ZM94 223V224H95ZM144 223H147V221L146 222H144ZM150 224H151V221L149 222ZM175 223H176V221H175ZM179 222H177L176 224L179 226L180 224H178ZM208 223H210V224H208ZM218 223H220V224H218ZM238 223V224H237ZM242 223V224H241ZM253 223V222H252ZM256 223V222H255ZM88 224V223H87ZM133 224V223H132ZM131 223H130V225H129V227L131 226V231H132V228H133V225H132ZM236 224H237V226H236ZM239 224H241V225H239ZM248 224V223H247ZM31 225V224H30ZM49 225V224H48ZM81 224L79 223V226H80ZM90 225V224H89ZM148 225V224H147ZM146 224H145V226H147ZM182 225V224H181ZM181 225L179 226L180 228H181ZM209 225V226H208ZM220 225H222L223 226V228H220V227H222V226H220ZM233 225H235V226H233ZM243 225V226H242ZM29 226V225H28ZM44 225H42V227H43ZM87 226V225H86ZM144 225H142V227H143ZM144 226V228H147V227H145ZM201 226V225H200ZM208 226V227H207ZM220 226V227H219ZM244 227V228H241V227ZM2 227V226H1ZM41 227V226H40ZM45 227V226H44ZM44 227H43V229H42V231L44 230ZM50 227H53V226H50ZM50 227H48V228H50ZM91 227H90V232H92L93 231V233H92V235L89 233V231L87 232V233H89L90 234V236H93V234H95V228H94V230H92L91 229ZM94 227H96V224H95V226ZM149 227V226H148ZM168 227H169V225H168ZM196 227V226H195ZM199 227V226H198ZM198 227H196L197 229L195 230L196 231V233H197V230L200 228H198ZM211 227H213V229L211 228ZM215 227V228H214ZM218 227H219V229H218ZM234 227V228H233ZM240 227V228H239ZM253 227V226H252ZM251 227V228H252ZM26 228V227H25ZM33 228V227H32ZM46 228V227H45ZM48 228H46V229H48ZM80 228V227H79ZM87 228H88V226H87ZM98 228V227H97ZM236 228V229H235ZM250 228V227H249ZM31 229V228H30ZM38 229H39V226H38ZM206 229H207V231H206ZM216 229H217V232H216ZM222 229V230H221ZM233 229V230H232ZM37 230V229H36ZM80 230V229H79ZM98 229H96V231H97ZM128 230V229H127ZM185 230V228H184V226H183V231ZM190 230V229H189ZM200 230V229H199ZM33 231V230H32ZM41 231V230H40ZM81 231H84V230H82L81 229ZM80 231V232H81ZM86 231V230H85ZM183 231H182V229H181V233H179L178 232V234H181V236H182V240L183 239H186L185 238V235H188L187 233L184 235L183 234ZM205 232V233H203V232ZM210 231V232H209ZM36 232V231H35ZM46 233H47V231H45ZM208 232V233H207ZM212 232V233H211ZM244 232V231H243ZM44 233V232H43ZM97 233V232H96ZM246 233V232H245ZM45 234V233H44ZM61 234V233H60ZM83 234V233H82ZM176 234V233H175ZM184 236H183V235ZM193 237L192 238H195L194 236L196 235L197 236V234H195V232H193ZM230 234V236L232 237V238H235L234 236V234L233 235H231V233H229ZM64 237L62 238L61 237V235L57 238H54V240L52 239V240H50L49 242V249H47L46 251H47V254H48V250L51 252V255H52V252L55 250V254L57 253V252H59V253H57L59 256H61V254H63V256L65 255L66 257H69L68 256V254L67 253H69V252H64L63 251V249L61 248L62 246H64V244H66V239L68 240V237L65 235V234H62ZM88 235V234H87ZM42 236V237H41ZM88 237L87 239L88 240H90V238L92 239V237ZM95 236V235H94ZM176 236V235H175ZM179 236V235H178ZM181 236H180V238H181ZM214 236H211V237H213L214 238ZM229 235H227V239H225L226 241L227 240H229L228 239V237H230ZM41 237V238H40ZM45 237V238H44ZM43 237V235H40L39 236V238H37L36 239V241H34V242H32V245H34V247L32 248L31 247V251H37L36 253H40V251L42 250L43 251V247L44 246H46V243L48 242V240H49V236H47L48 238L46 239V236H44ZM159 237V236H158ZM190 237V236H189ZM187 237L190 241H188V242H190L189 244H192V243H194L195 242V239L197 238H195L194 239V241L192 240V238L190 237ZM211 237H208V238H210L211 239ZM142 238V237H141ZM140 238V239H141ZM39 239V240H38ZM57 239V240H56ZM62 239V240H61ZM161 239V238H160ZM164 239H165V237H164ZM188 239H186V240H188ZM214 239H216V238H214ZM222 238H221V240H223ZM63 241V244H62V242L61 241ZM162 240H163V238H162ZM161 240V241H162ZM186 240H183V242H184V244H186ZM220 240V242H221V246H222V244H227V243H229L228 241L226 242L225 240L224 241H221ZM53 241V242H52ZM58 243H57V242ZM91 241V240H90ZM136 241V242H135ZM145 242H148L149 241V238L148 239H146V240H144ZM197 241V240H196ZM203 241V240H202ZM211 242L213 241V240H210ZM230 241H231V239H230ZM51 242H52V244H51ZM59 242H60V244H59ZM141 242H142V240H141ZM140 242V240L139 241H137L136 239H134V243H140V245H142V243ZM200 242H201V240H200ZM203 242H205V241H203ZM210 242V243H211ZM215 242V241H214ZM217 242V241H216ZM214 243V244H217V243ZM220 242H219V244H220ZM34 243V244H33ZM57 243V244H56ZM174 243V242H173ZM197 243L199 244V241L198 242H196V243H194V244H192V245H190L191 247L193 246L194 247V251H193V249L189 246V244H188V248L187 249H189V247H190V249H192V250H189V251H191L190 253L191 254H189V252H187L189 255H191L192 256V254H193V252L194 253H196V250H198L199 251V248H196V247H198V246H200V244L199 245H197ZM59 244V245H58ZM62 244V245H61ZM177 244H179V242L177 243ZM182 244V243H181ZM218 244V245H219ZM29 245H31V243L29 244ZM174 245H176V244H173V246ZM187 245V244H186ZM195 245H197V246H195ZM55 246H57V247H55ZM61 246V247H60ZM173 246H171L172 248H173ZM209 246H211V244L209 245ZM221 246H219V247H221ZM51 247V248H50ZM53 247V248H52ZM57 248V250L58 249H60V251L58 250V251H56V249L55 248ZM137 246H134L133 247V252H132V250H130V252L132 253V255H135V256H131V259L132 258H135L136 257V253H137V250H135V249H137L136 248ZM170 247V246H169ZM175 247V246H174ZM179 247H180V245H179ZM22 248V247H21ZM82 248H84V247H82ZM86 248V247H85ZM81 249L80 250V252L83 254L82 256H84L83 257V259H91V260H93V259H95V260H98L99 258H98V256H101V254H103V256H105L106 257V255L104 254V253H99L100 255H98V253L96 252L97 250L96 249H94V248H87V252H86V249ZM175 248H177V246L175 247ZM175 248H173V250H174V252H173V254L175 253V251L177 250H175ZM182 248H184V246L182 247ZM181 248V250H183ZM209 248V247H208ZM207 248V249H208ZM211 248H212V246H211ZM29 249V248H28ZM52 249H53V251H52ZM68 249H70V248H68ZM71 249H73L72 247H71ZM94 250V252L92 253V252H90L89 250ZM125 250H124V252H128L129 250H127L126 248H124ZM167 248H165L164 250H163V248H162V250L164 251V252H167V251H165ZM219 249V248H218ZM40 250V251H39ZM123 249H120V251L118 250V252H117V250H115V252L112 254L113 255V258L112 259H116V257H118L119 259H121V257H123L122 259H126V258H124L125 256H127L128 258L127 259H129V255H124V256H122L123 254H121L123 251H122ZM169 250H170V248H169ZM172 250V249H171ZM185 250L186 249H184V251L183 252H185ZM30 251V252H31ZM39 251V252H38ZM84 251H85V253L87 254H85L84 253ZM179 251H180V249H179ZM29 252V251H28ZM63 252V253H62ZM79 252V254H81ZM96 252V253H95ZM135 252V253H134ZM177 252V251H176ZM182 251H180V253H183ZM199 252H201V251H199ZM53 253V254H54ZM93 255V256H91V254ZM134 253V254H133ZM50 254V253H49ZM88 254H90V255H88ZM120 254H121V256H120ZM176 254H178V253H176ZM199 254V253H198ZM201 254H203L204 255V253H202L201 252ZM209 254V253H208ZM85 255L87 256V258L85 257ZM97 257H96V256ZM117 255V256H116ZM159 255H160V253H159ZM164 255H166L167 256V254H165L164 253ZM163 255V253H162V256L163 257H165ZM207 255V254H206ZM205 255V256H206ZM210 255V254H209ZM138 257H140V258H138L137 257V259H145V255H143V256H141V254H138L137 255ZM201 256V255H200ZM91 257V258H90ZM92 257H94V258H92ZM97 259H96V258ZM115 257V258H114ZM146 259H148V256L146 255ZM168 257V256H167ZM174 257V256H173ZM173 257H171L172 258V260H173ZM184 257V256H183ZM203 257V256H202ZM209 257V256H208ZM101 258H104V257H101ZM175 259L174 260H176V256L174 257ZM217 259H218V257H216ZM105 259V258H104ZM164 259V258H163ZM188 260H189V258H187ZM186 258H185V260H187ZM194 259V258H193ZM101 260V259H100ZM149 260H151V259H149ZM162 260V259H161ZM161 260H159V262L161 261ZM163 261V260H162ZM171 261V260H170ZM178 260H176V262H177ZM194 262H195V259L193 260ZM192 261V257H191V259H190V262H191V264H193L194 262ZM175 261H173V262H170V263H174ZM181 262V261H180ZM193 262V263H192ZM73 263H75V264H77L78 263V261H77V263L75 262V261H73L71 264H73ZM160 263H162V262H160ZM166 263H168V262H166ZM170 263H168V264H170ZM80 264V263H79ZM174 264H177V263H174ZM186 264H189V262H186Z\"/></svg>","mask_w":264,"mask_h":264},{"label":"snow or ice","instance_id":"obj_3","mask_svg":"<svg viewBox=\"0 0 264 264\" xmlns=\"http://www.w3.org/2000/svg\"><path fill=\"white\" fill-rule=\"evenodd\" d=\"M69 7L66 5H51V4H32V3H20V2H4L0 3V49H2V66L5 73V83L8 81V69L12 58V52L14 50L15 37L20 32L22 26L25 24L38 25L42 22L41 12L44 9H57ZM250 10L259 8V26H260V38L262 43V51H264V0H259V5L248 4L244 5ZM249 23L253 22V16L248 17ZM108 26L110 28H118V21H109ZM69 111H71V105H69ZM114 118L106 113L101 112L97 118L94 126L89 130L87 136L82 140L80 144V151L89 152L95 151L98 148L108 150L112 147V143L106 140V133L109 130L111 122ZM121 135L127 128L126 121L120 123ZM117 137H113L115 140ZM132 160H128L125 163H131ZM104 183L113 187L119 184V169L114 170L104 180ZM145 196L150 197L151 193H145ZM103 243V242H102ZM114 245L122 246L127 249H131L134 245V241L128 236H117L114 239ZM264 257V252H262ZM0 264H26L24 260L18 261H0ZM82 264H158V262L148 259H103V260H86ZM245 264H264V258L259 262L255 259H250Z\"/></svg>","mask_w":264,"mask_h":264}]
</instances>
